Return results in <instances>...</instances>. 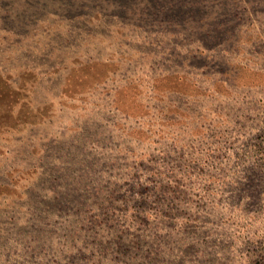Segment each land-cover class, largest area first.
<instances>
[{
	"label": "rangeland",
	"instance_id": "rangeland-1",
	"mask_svg": "<svg viewBox=\"0 0 264 264\" xmlns=\"http://www.w3.org/2000/svg\"><path fill=\"white\" fill-rule=\"evenodd\" d=\"M0 264H264V0H0Z\"/></svg>",
	"mask_w": 264,
	"mask_h": 264
}]
</instances>
